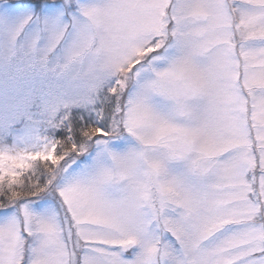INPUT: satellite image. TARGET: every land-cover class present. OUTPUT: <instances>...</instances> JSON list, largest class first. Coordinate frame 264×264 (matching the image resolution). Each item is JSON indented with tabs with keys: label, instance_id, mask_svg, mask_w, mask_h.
<instances>
[{
	"label": "snow or ice",
	"instance_id": "obj_1",
	"mask_svg": "<svg viewBox=\"0 0 264 264\" xmlns=\"http://www.w3.org/2000/svg\"><path fill=\"white\" fill-rule=\"evenodd\" d=\"M0 264H264V0H0Z\"/></svg>",
	"mask_w": 264,
	"mask_h": 264
}]
</instances>
